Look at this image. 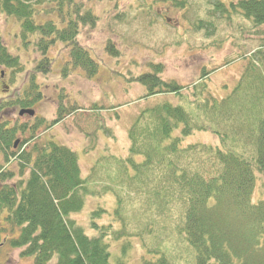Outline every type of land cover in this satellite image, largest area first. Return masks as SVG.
<instances>
[{
	"label": "trees",
	"instance_id": "obj_1",
	"mask_svg": "<svg viewBox=\"0 0 264 264\" xmlns=\"http://www.w3.org/2000/svg\"><path fill=\"white\" fill-rule=\"evenodd\" d=\"M65 1L69 4L71 0H61L59 5L62 7ZM234 1L232 6L238 10L237 14L251 20L254 28L262 29L264 34V0ZM152 2L184 3L183 0ZM35 4L36 0H0V14L21 22L23 39L40 35L38 43L44 58L38 69L47 71L41 67L50 65L48 49L62 41L73 45L70 65L85 68L90 76L95 75L98 64L90 51L79 44L77 36L81 23L94 25L96 15L90 9L82 12L79 5L78 21L70 19L66 27L59 28L52 20L36 23ZM214 4V10L210 7L212 12L224 16V4L219 0ZM210 8L207 15L211 14ZM62 10L60 8L61 14ZM107 49L109 53H118L113 43ZM261 50L255 52L264 53ZM0 64L12 69L21 65L17 56L8 51L1 32ZM150 66L152 72L139 74L134 80L146 88L142 98L162 95L163 99L140 110L131 123L129 157L125 160L134 171L140 172V179L142 173L146 174L142 180L144 191L137 200L127 205L124 201L116 209L122 219L124 211L138 209L137 216L146 218L145 234L148 233L152 242L153 232L157 237L151 245L152 242L142 241V264H178L167 249L168 241L158 238L161 235L158 225L168 231L169 237H178L177 244L183 242L194 251L195 258L188 262L190 264H264V201L253 200L258 179H264V76L255 70L258 67L252 62L235 89L219 99L208 93L210 71L203 70L197 81L186 87L175 80H164L161 77L163 64L151 63ZM67 71L68 65L63 67V75ZM168 96L180 102L175 103ZM40 97L35 82L13 100L0 102V153L6 162L17 160L21 176L27 175L0 187V216L12 233L7 242L20 249L23 257L32 258L34 264H51L53 260V264H112L109 239L130 237L129 220L126 224V218L123 220V228L122 224L119 228L113 223L101 224L99 220L107 210L98 208L90 214V228L98 234L90 236L86 227L73 217L82 211L87 198L98 192L99 178L96 181L90 175L84 176L79 155L54 140L35 142L29 149H23L36 140V131L45 125L42 124L45 119L40 118L41 123L34 127L9 126V122L1 120L4 110L33 107ZM61 110L64 112L63 106ZM65 117L61 112L53 122ZM47 124L46 128L50 127ZM28 130L31 136L24 138L15 149L19 133L25 135ZM196 132H210L217 142L207 145L191 142L184 147V141ZM1 160L0 179L4 182L13 178L14 173L4 169ZM99 166L95 165L91 173H97ZM102 175V180L108 179L107 182L99 179L106 183L104 193L124 186L122 176ZM136 177L138 175L131 176L130 180ZM127 187L132 190L130 185ZM150 215L155 219L150 220ZM7 229L5 226L0 232ZM129 247L128 238L122 247L124 254ZM114 264L129 263L119 258Z\"/></svg>",
	"mask_w": 264,
	"mask_h": 264
},
{
	"label": "rangeland",
	"instance_id": "obj_2",
	"mask_svg": "<svg viewBox=\"0 0 264 264\" xmlns=\"http://www.w3.org/2000/svg\"><path fill=\"white\" fill-rule=\"evenodd\" d=\"M36 1L34 20L38 24L52 20L59 28H64L70 19L78 21L79 5H82V12L90 9L96 15L97 22L94 25L81 23L77 41L90 51L98 64V72L90 76L85 68L78 69L70 65L73 45L69 46L62 41L55 42L48 49L50 65L41 67L47 71L38 69L44 58L38 43L40 35L23 39L21 22L15 17L0 14V32L4 43L21 64L20 68L13 69L0 64V102L13 100L35 82L41 92V97L34 106L25 108L34 110V115H20V108H12L2 112L1 120L9 122V126L25 124L34 127L41 123L40 118L45 119L42 122L45 125L36 131V140L24 145L23 149H29L35 142L41 144L54 140L79 155L84 176L90 175L93 180L101 178V182L108 181L107 178L102 180V173H108L112 177L122 176L124 186L114 192L104 193L102 189L106 183H101L98 179V192L89 196L82 211L73 217L86 227L90 236L98 234L90 228V214L98 208L107 210L99 220L101 224L113 223L115 228L122 224L123 228V220L126 218L125 224L129 220L127 231L130 237L109 239L111 262L114 264L119 258H124L129 264H142V241L148 244L152 242L143 228L146 218L140 219L137 216L139 210L131 208L129 212H123L122 219L116 209L124 201L127 205L137 200L144 191L142 180L146 174L142 173L143 177L140 179V172L134 171L132 165L125 161L129 157L128 129L140 110L163 99V96L142 98L146 88L135 81L134 77L152 72L151 63L163 64L161 77L164 80H175L187 87L194 84L201 72L206 70L211 72L208 82L211 89L208 93L217 95L219 99L223 98L235 89L241 75L248 71V65L252 62L259 68L255 70L264 76V53L255 52L260 48L264 51L263 31L255 29L251 20L237 14L238 10L232 6L236 3L234 0H219L224 4V16L212 12L210 7L213 10L216 8L215 0H183L184 3L180 5L153 3V0H71L69 4L65 1L62 7L59 5L61 0ZM60 8L63 9L62 14ZM208 8L210 15H207ZM223 18L225 19L222 20ZM110 43L115 45L117 54L107 51ZM243 53L246 56H242ZM227 62L230 63L225 65ZM66 65L68 71L63 75V67ZM168 97L175 103L180 102L174 96ZM95 105L99 108H95ZM62 106L64 112L61 110ZM61 112L66 117L54 123L53 120ZM46 122L50 127L46 128ZM30 136L28 130L25 135L19 133L16 139L21 142ZM191 142L207 145L217 141L210 132H196L184 141L183 146L186 147ZM196 150L198 152L199 148ZM0 158L4 161L1 153ZM3 164L4 169L14 173V177L4 182L0 179V187L27 176H21L17 160L4 161ZM95 165H100L97 167L98 171L91 173ZM134 175L138 177L130 180ZM253 200L264 201L263 178L257 181ZM149 219H155V216L150 215ZM1 225L9 228L2 232V237H6L8 241L12 233L2 216ZM157 227L161 231L158 238L168 241L167 249L173 253L177 263L190 264L188 262L195 258L194 251L190 247L188 249L183 242L179 241L180 244H177L178 237H169L167 230L161 229L159 225ZM128 238L130 247L124 254L122 247ZM153 238L150 245L157 239L154 232ZM7 241L0 247V258L5 264H34L32 258L23 257L22 251L12 247Z\"/></svg>",
	"mask_w": 264,
	"mask_h": 264
},
{
	"label": "flooded vegetation",
	"instance_id": "obj_3",
	"mask_svg": "<svg viewBox=\"0 0 264 264\" xmlns=\"http://www.w3.org/2000/svg\"><path fill=\"white\" fill-rule=\"evenodd\" d=\"M12 108H15V107H12ZM12 108H8V109H12ZM16 109V108H15ZM20 139H17L16 141H19ZM20 143V142H19ZM18 143V145H19ZM18 147V146H17ZM15 147V149L17 148ZM0 229H5V226L4 225H1L0 226ZM7 241L6 237H2V232H0V247L3 246L5 244V242ZM0 262H2L1 264H5L6 262L5 261H2L1 258H0Z\"/></svg>",
	"mask_w": 264,
	"mask_h": 264
},
{
	"label": "water",
	"instance_id": "obj_4",
	"mask_svg": "<svg viewBox=\"0 0 264 264\" xmlns=\"http://www.w3.org/2000/svg\"><path fill=\"white\" fill-rule=\"evenodd\" d=\"M20 115H23L24 113H27L29 115H34V110L32 109H22L20 112ZM18 141L15 142V147H17Z\"/></svg>",
	"mask_w": 264,
	"mask_h": 264
}]
</instances>
